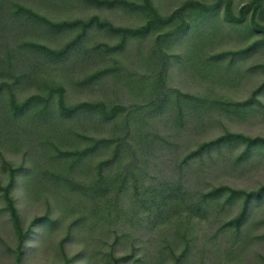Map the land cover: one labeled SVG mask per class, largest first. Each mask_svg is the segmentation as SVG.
Instances as JSON below:
<instances>
[{"label":"rangeland","instance_id":"374dc122","mask_svg":"<svg viewBox=\"0 0 264 264\" xmlns=\"http://www.w3.org/2000/svg\"><path fill=\"white\" fill-rule=\"evenodd\" d=\"M128 1L141 4L145 0ZM217 1L151 0L161 20L184 9L181 13L188 16L191 27L185 33L177 32L181 20L176 16L169 23H154L144 33L143 28L154 14L149 16L119 1L113 6L99 7L86 0H39L37 11L55 22L97 15L109 24L138 33L125 32L128 36L123 38L107 26L96 27L82 42L81 53L74 56L75 63H51V73H40L42 77L29 82L19 92V98L24 100L36 92L47 95L50 89L46 82L59 81L52 83L59 89V83L65 80L69 105L104 101L159 110L170 101L167 108H172L176 115L186 107H179L175 96L202 95L209 99L210 108L200 122L189 119L188 124H182L189 127L188 132L174 130L173 136L171 127L176 125L161 113L162 117L151 116L147 120L161 128L170 140H176L177 147L168 153L175 162L182 161L202 141L226 132L261 139L240 164L236 159L245 142L224 149L221 158L206 169L203 187L198 188L199 183L194 185L198 191L208 190L210 184L244 192L259 191L264 187V41L254 21L264 24V0H233L235 14L252 3V10L242 23L226 16L228 0L212 9L209 19L196 15L198 5L193 3L209 6ZM254 8L258 10L255 15ZM46 33L41 42L60 49L74 39L76 29ZM44 75L48 79L43 80ZM57 95L55 92L54 99ZM83 120L76 118L64 124L69 134L63 144L53 130L48 131L41 123L28 127L34 132L21 133L14 139L1 134V186L8 182L14 168L28 167L33 159L42 169L57 171L63 166L54 158L58 152L56 144L63 146L64 153L82 149L87 141L79 138L78 133L95 136L101 130L108 135L102 129L113 123ZM106 158L107 154H94L87 158L89 165L86 163L72 175L88 184L99 170V161ZM165 158L166 155L162 159ZM68 184L60 189L47 185L27 187L25 176L18 175L11 194L16 198L22 227L26 229L42 216L51 220L48 225L33 226L23 246L18 243V226L0 189V264H116L120 257L118 264H264V195H252L240 228L230 222L243 208L244 193L227 202V197H221L208 207L204 217L190 215L186 208L177 209L176 213L137 227L135 221L121 223L118 218H101L100 215H106L96 212L97 207L87 201V196ZM187 240L189 246L185 250Z\"/></svg>","mask_w":264,"mask_h":264},{"label":"trees","instance_id":"16d2710c","mask_svg":"<svg viewBox=\"0 0 264 264\" xmlns=\"http://www.w3.org/2000/svg\"><path fill=\"white\" fill-rule=\"evenodd\" d=\"M38 1L0 0V136L3 134L8 139H14L21 133L34 132L28 127L41 123L48 131L53 130L63 144L69 134L64 124L71 123L76 118L79 120L84 118L87 122L98 119L102 123L105 121L113 123L110 128L102 129L107 131L108 135H103L101 130L95 136L87 135L84 131L78 133L79 138L87 141V146L82 149L76 148L64 153V149L61 148L63 146L56 144L55 148H58V152L54 158L57 163L61 161L59 164L63 166L57 171H51L47 167L42 169L39 162L33 159L28 167L14 168L5 186L0 184L11 216L18 226L19 245H24L33 226L51 223L48 216H42L36 218L26 229L22 227L16 198L11 194L13 185L20 174L25 176L27 187L47 185L60 189L68 182L69 186L77 189V192L87 196V201L97 207L96 212L106 215H100L101 218L104 217L107 220L118 218L121 223L135 221L137 227L159 220L164 215L176 213L177 209L186 208L190 215L204 217L208 207L221 197H227L224 199V202H227L238 197L240 193H244L243 208L240 214L230 222L240 228L246 219L252 195L261 197L264 195V187L256 192H244L224 185L210 184L208 190L198 191L194 185L199 183L198 188L203 187L205 175L208 173L206 169L221 158L224 149L238 144L239 141L245 142L243 151L236 159V163L240 164L259 145L261 139L226 132L221 136L202 141L197 148L187 152L182 161L175 162L174 157H169L168 153L177 147L176 140H170L166 134L162 133L161 128L147 120L151 116L155 119L157 116L165 115L168 122L176 125L171 127L173 136L176 133L174 130L181 133L188 132L189 129L186 128L189 127H182V124H188L189 119L194 120V123L200 122L210 108V101L204 96L200 95L199 98L188 94L175 96L179 107L183 105L186 107L184 111L178 113L180 115H175L174 111H171L172 108H167L170 101L167 102V107L161 105L159 110L147 109V107L144 109L136 105L125 107L104 101H84L69 105L65 98V80L59 83V89L54 88V84L59 81L46 82L50 89L47 95L36 92L24 100L19 98V92L29 85V82L42 77L40 73H51V63L59 65L75 63L77 59L74 56L81 53L79 49L82 42L96 27L105 29L108 27L114 33L122 34L123 38L128 36L127 33H138L137 30L109 24L97 15L89 19L79 18L55 22L37 11ZM86 1L96 3L99 7L113 6L119 1L131 8L145 11L149 16L153 13L155 17L150 18L149 24L143 28L144 33L150 31L154 23L159 21L169 23L176 16H179L181 20L176 28L177 32L185 33L191 27L188 16H183L181 13L184 9L161 20L151 0H145L141 4L128 0ZM221 1L223 0H218L209 6L193 3L198 5L196 15L209 19L213 15L212 9L217 8ZM227 2L225 12L228 19L231 18L236 23L244 22L248 12L252 10V3L244 5L238 14H235L232 10L233 0ZM257 11V8H254L253 14L255 15ZM254 24L255 29L263 34L264 41V24L261 25L255 21ZM66 28L76 29V36L62 48L55 49L41 42L40 38H45L46 32L53 33ZM45 79L48 78L44 75L43 80ZM55 92L58 93L57 99H54ZM83 125L86 128V124L83 123ZM100 153L107 154V158L99 161V170L90 177L88 184H83L74 178L72 174L76 169H82L86 163L89 165L87 158ZM164 155L167 156L165 160L162 159ZM188 241L185 250L189 246ZM121 259V257L116 259V264Z\"/></svg>","mask_w":264,"mask_h":264}]
</instances>
